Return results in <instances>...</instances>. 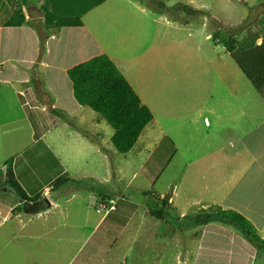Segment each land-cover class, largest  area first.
<instances>
[{
	"label": "rangeland",
	"instance_id": "obj_1",
	"mask_svg": "<svg viewBox=\"0 0 264 264\" xmlns=\"http://www.w3.org/2000/svg\"><path fill=\"white\" fill-rule=\"evenodd\" d=\"M127 1L108 0L99 9L86 13L87 29L95 33L93 37L98 39L103 54L110 56L153 116L130 152L120 155L112 145L114 163L110 157L106 156L110 164H104L101 157L90 155L88 169L91 172L101 177L105 171H114L116 167L118 178L123 180L109 182L103 188L114 193L112 203L116 210L106 223L119 224L114 230L117 232L124 223H130L129 228L138 224L140 214L145 210L164 211L163 222L180 231L179 245L177 239L165 244L169 245V257L173 255V247L180 246L189 253L199 254L197 264H204L212 257L223 260L227 258V249L237 251L236 245L226 246L227 236H223L221 243L220 239L213 238L216 243L202 241L201 247L205 250L198 251L192 232L189 237L186 229L191 227L197 213L213 214L212 201L219 198L220 202L228 192L236 207L248 204L250 209L261 210L264 189L260 191L262 196L254 192L261 184L257 164L264 163V90L259 93L254 88L224 47L216 44L212 37L218 30L221 31L218 41L232 33L240 43L238 49L243 50L251 44H263L264 1L139 0L135 5L132 0ZM40 3L41 10L35 15L33 9L30 10L29 21L24 17L26 27L34 26L31 29L36 33L37 41L33 42L29 37L23 41L9 33L5 38L9 43L5 45V51L8 56H14V60L2 64V69L14 66V79L29 80L31 88L37 81L42 94L49 92L51 98L42 97V102L48 104L47 110L41 113L46 118L44 124L48 122L47 115L51 114L48 111L54 108L56 94L62 100L60 118L70 123L69 129L89 134H94V130L102 132L99 141L103 139L104 143L113 130L97 114L72 100L70 80L66 72L62 73L63 68L74 65L78 59L94 56L98 49L88 41L86 32L79 34L76 29L66 30L63 37L60 30L52 29L46 37L43 27L51 10L44 1ZM181 5L201 11L204 16L189 19L179 9ZM50 39L53 40L51 43ZM12 40L18 41L20 46L16 43L12 46ZM47 48H51V54L46 57ZM45 57L44 61L56 68L40 66ZM6 102L7 99L0 98V105ZM40 106L37 105L39 110ZM71 107H80L84 113L74 117L70 115ZM30 112L33 116L34 111L30 109ZM16 114L0 118V130H17V125L28 130L26 119ZM51 116L54 118L53 114ZM92 137L96 139V136ZM63 141L66 146L72 143L65 137ZM2 144L0 139V146ZM71 154L77 153L72 151ZM252 155L257 163H253ZM40 158H44L42 149ZM2 167L0 164V169ZM96 186L101 188L97 181ZM164 196H168L166 209L156 199ZM197 201L199 203L195 204ZM64 209L67 222L75 225L85 223L88 218L86 225L93 226V216L99 218L102 215L95 214L93 205L88 212L80 199ZM133 211L139 214L132 215ZM149 217L148 222H155ZM221 226L238 234L231 227ZM197 233L200 234L199 229ZM238 236L242 238L240 234ZM115 246L121 253L122 244L117 242ZM258 252L254 264H264V249ZM173 261L174 258H165L164 264ZM214 264H225V261Z\"/></svg>",
	"mask_w": 264,
	"mask_h": 264
},
{
	"label": "crops",
	"instance_id": "obj_2",
	"mask_svg": "<svg viewBox=\"0 0 264 264\" xmlns=\"http://www.w3.org/2000/svg\"><path fill=\"white\" fill-rule=\"evenodd\" d=\"M41 1L0 0V98L7 99L5 105H0V111H2L0 112V118H9L11 115L13 116L14 112H17L16 116L24 117L28 127V130H24L21 128L22 125H17V130H0V139L3 141L2 146H0V164L3 167L0 170L4 173L10 171L14 182L24 191L27 197L32 198L35 194H40L49 203V208L41 213L35 215L25 213L22 211L24 202L18 201L12 192L7 191V185L5 184L7 177L5 175L0 177V264H164L165 258H174L172 264H197L199 254L195 251L189 253L180 246L179 248L174 246L172 249L173 255L168 256L167 247L169 245L165 246V244L175 242V239H177L178 244V233L180 231L172 229L163 221L155 220V222H152L150 220L148 222L147 217L149 215L146 210L140 214L138 224H134L129 228L130 223H124L117 229V232H114L119 224L106 223L111 213L116 212L112 203L114 193L109 190L104 191L103 188L109 182L123 180L118 178L116 167L114 171H110V169L105 171V174L101 177L88 169L90 155L101 157L104 164H110L106 156L107 158L110 157L111 162H113L114 153L111 148V136H108L107 141L103 143V139L99 141L101 138L99 134L102 132L93 129L94 134H89L77 129H75L77 131L70 130V123L60 118L59 112L63 106L61 104L62 100L56 94H54L55 98L53 100L54 108L48 111L53 114L54 118L51 114L47 115L48 122L44 124L46 118L41 113L47 110L48 104L42 102L44 100L42 97L51 98L49 92L42 94L39 85L36 83L37 81L34 87L31 88L32 85L29 80L14 79L16 71L14 66L2 69V64L14 60V56H8L5 51V45L9 44L5 38L9 36V33H14L15 37L19 36L23 41L26 37L32 38L33 42L37 41L36 33L30 26L26 27L25 22L21 26L12 27H6L2 24L6 20L24 21V17L26 21H29L27 15H32L30 10L33 9L35 15L36 11H39L38 4L40 5ZM43 1L45 2V0ZM105 2L95 8L103 6ZM132 3L133 5L139 4V0H132ZM86 16L88 15L84 14L82 16L81 27L62 28L60 29V36L63 37L66 30L76 29L79 34L86 32L88 41L98 49L94 56H98L104 52L97 43L98 39L96 38V40L93 37L95 33L87 29ZM186 17L191 19L196 16ZM9 39L11 40V37ZM10 43L14 46L15 43L18 44V41L14 42L12 40ZM47 47H50V45L48 44ZM18 48L16 47V49ZM87 52L90 55V51ZM50 54L51 48H47L45 56L47 57ZM2 56L7 57L2 58ZM94 56L90 55L85 59H78L74 65ZM46 57L42 60L40 66L43 65L45 69L56 68V66L44 61ZM108 58L110 59V56ZM31 62L32 60L29 61V63ZM74 65L63 68L62 73H65ZM133 90L135 91V89ZM70 91L72 93V86H70ZM39 104L42 107L40 110L37 107ZM30 109L34 111L33 116ZM83 111L84 109L80 107H71L70 115L78 117V115L84 113ZM92 136H96V139H93ZM63 137L70 139L72 143L66 146ZM77 144L79 148H77ZM41 149L43 150V159L40 158ZM72 151L77 154L72 155ZM252 161L257 163L254 155H252ZM72 170L73 174H70ZM257 170L261 174V184H258L254 194L262 196L260 191L264 189V163L257 164ZM59 178L81 182V187L65 184L56 191L50 192L49 185ZM96 181L101 188L96 186ZM72 187L76 188L77 191H74ZM143 194L145 193L143 192ZM76 199L81 200L83 207L88 212L92 205L94 209L98 205V208L94 210L95 214L100 215L102 213V215L99 218L93 216V226L86 225L88 218L85 223L80 225L67 222L64 206H71ZM122 199H124L123 196ZM218 200L219 198L211 203L216 209L221 207L223 210H231L240 214L250 222L260 236L257 235L264 240V199L259 212L250 209L248 204L236 207L235 200L230 199L229 192L220 202ZM198 203L199 201L195 202V204ZM215 207H211V209L215 211ZM27 208H29V205H27ZM240 210L243 212L241 213ZM66 212L69 213L68 210ZM137 214L139 213L134 211L132 213V215ZM221 225L216 222L199 226L193 224L186 229L189 237L192 232L194 246L198 245V251L205 250L201 247L202 241L216 243L212 241L213 238L214 240L220 239L219 243H221L224 240L223 236L228 238L225 239L227 247L229 244L237 246L236 252L227 249L225 255L228 259L224 257L223 260H219V258L216 260L212 257L204 264H214L218 261L223 263L225 261V264H233L234 262L235 264H254V261L258 258V251L262 249L253 247L236 230L242 238ZM198 229L200 231L199 235L197 233ZM117 242L122 244V248L124 247L121 253L116 250L115 245ZM234 257L235 261L233 262Z\"/></svg>",
	"mask_w": 264,
	"mask_h": 264
},
{
	"label": "trees",
	"instance_id": "obj_3",
	"mask_svg": "<svg viewBox=\"0 0 264 264\" xmlns=\"http://www.w3.org/2000/svg\"><path fill=\"white\" fill-rule=\"evenodd\" d=\"M105 1L45 0L51 10L50 16L46 18L43 27L45 36L50 35L52 29L81 27V17ZM181 6L179 9L188 16L204 15L201 11ZM39 10H41V7ZM23 23L22 20L14 19V21L6 20L2 25L12 27L21 26ZM29 26L34 28L32 24ZM220 34V30L214 33L212 38L215 39V43L224 47L246 79L261 93L264 90V43L259 46L251 44L245 50L238 49L240 43L237 37L231 33L226 39L218 41ZM66 74L72 86V95L75 102L80 107L88 108L97 114L113 130L110 142L117 153L125 155L130 152L145 126L152 121L153 116L114 63L105 54H100L74 65L66 71ZM2 175L7 177V182H5L7 187L3 184L7 191L12 192L18 201L24 202L22 211L35 215L49 208L48 201L42 198L40 194H35L32 198L27 197L24 191L14 182L10 171L4 173L0 170V177ZM65 184L81 187V182L59 178L53 181L48 188L50 192H53ZM167 198L168 196L156 198L161 202L163 209L168 207ZM27 205H29V208H27ZM147 213L155 220H164V211L148 210ZM191 222L192 225L197 226L216 222L231 227L240 233L253 247L264 249V240L257 235L254 227L234 211L217 208L211 215L197 213Z\"/></svg>",
	"mask_w": 264,
	"mask_h": 264
}]
</instances>
